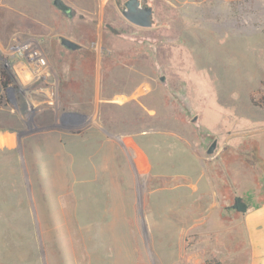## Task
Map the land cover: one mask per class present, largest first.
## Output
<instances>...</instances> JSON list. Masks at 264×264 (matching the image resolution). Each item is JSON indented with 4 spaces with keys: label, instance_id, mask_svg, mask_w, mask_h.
<instances>
[{
    "label": "rangeland",
    "instance_id": "rangeland-1",
    "mask_svg": "<svg viewBox=\"0 0 264 264\" xmlns=\"http://www.w3.org/2000/svg\"><path fill=\"white\" fill-rule=\"evenodd\" d=\"M52 1L0 0V264H246L264 0Z\"/></svg>",
    "mask_w": 264,
    "mask_h": 264
},
{
    "label": "crops",
    "instance_id": "crops-1",
    "mask_svg": "<svg viewBox=\"0 0 264 264\" xmlns=\"http://www.w3.org/2000/svg\"><path fill=\"white\" fill-rule=\"evenodd\" d=\"M247 204L248 209L240 213L247 249L246 264H264V200Z\"/></svg>",
    "mask_w": 264,
    "mask_h": 264
},
{
    "label": "water",
    "instance_id": "water-1",
    "mask_svg": "<svg viewBox=\"0 0 264 264\" xmlns=\"http://www.w3.org/2000/svg\"><path fill=\"white\" fill-rule=\"evenodd\" d=\"M52 3L59 10L65 12L66 14H70L71 7L63 0H53ZM152 12V7L149 5H144L141 0H125L123 3V8L121 9V14L125 19L140 27L151 26ZM60 44L71 51L80 48V44L64 36L60 37ZM213 146L214 143L208 148V152L211 151Z\"/></svg>",
    "mask_w": 264,
    "mask_h": 264
},
{
    "label": "trees",
    "instance_id": "trees-1",
    "mask_svg": "<svg viewBox=\"0 0 264 264\" xmlns=\"http://www.w3.org/2000/svg\"><path fill=\"white\" fill-rule=\"evenodd\" d=\"M0 82L3 88L7 87L10 83V76L5 69L0 68ZM256 103V102H255ZM258 104L260 107L264 109V105ZM231 209L235 212L244 213L248 209V204L241 196H234L232 198V202L230 205ZM215 264H220L219 261H215Z\"/></svg>",
    "mask_w": 264,
    "mask_h": 264
},
{
    "label": "flooded vegetation",
    "instance_id": "flooded-vegetation-1",
    "mask_svg": "<svg viewBox=\"0 0 264 264\" xmlns=\"http://www.w3.org/2000/svg\"><path fill=\"white\" fill-rule=\"evenodd\" d=\"M145 5V4H144ZM9 74V73H8ZM10 76V75H9ZM7 87L3 88L1 82H0V91L3 90V89H6Z\"/></svg>",
    "mask_w": 264,
    "mask_h": 264
}]
</instances>
